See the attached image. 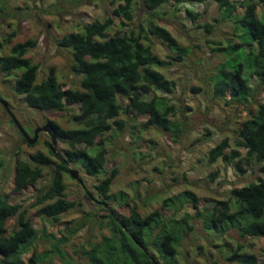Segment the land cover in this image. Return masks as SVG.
<instances>
[{
    "label": "rangeland",
    "instance_id": "rangeland-1",
    "mask_svg": "<svg viewBox=\"0 0 264 264\" xmlns=\"http://www.w3.org/2000/svg\"><path fill=\"white\" fill-rule=\"evenodd\" d=\"M119 4H123V1L0 0V40L13 31L16 33L12 42L0 49V56L8 55L16 42L37 39V46L26 55L32 63L39 66L36 82L46 78L53 68L57 81L64 89H80L81 76L71 70V51L59 48L56 42L66 33L82 32L84 25L103 23L107 17H112L114 21L105 31L112 36L120 30V23L125 22L123 18L112 15ZM132 8V27H138L140 23L146 26L149 20L154 21L165 27L181 46L189 49L182 61L169 60L171 64L168 66L155 68L165 78L175 82L173 92L163 94L152 90L148 94V97L152 94L164 96L170 105L176 107L175 118L184 123L182 135L175 142L169 134L154 126L144 128L146 116L132 112V104L128 99L119 100L123 105V113L118 119L123 121L124 128L120 131L113 126L103 136V173L88 176L79 166L68 164L69 169L79 172L82 184L68 172H63L66 200L74 205L60 215L59 222H53L37 213L41 205L36 200L38 191L51 178L52 165L32 164L28 157L37 152L50 156V137L40 133L38 141L34 145H28L0 103V160L4 162L0 169V197L6 196L11 204H20L21 209L27 211L31 224L40 232L23 255L24 261L34 253L38 257L45 256L38 264H67L69 261L89 264L82 256L81 248H88L89 243L99 242L101 236L108 233V220L102 219L101 215L106 216L112 210L117 216H126L129 208L135 206L141 215L159 210L169 218L173 216L174 210L162 206L166 198L188 190L196 195L197 206L204 209L214 201L228 199L232 188L255 182L259 176L258 166H254L245 175H240L221 160L213 164L207 162L208 151L223 138H227L233 145L240 123L248 117L246 110L256 111L264 103V84H260L256 76L250 79V86L256 85L254 94L243 104L232 103L226 106L223 101L212 97V78L219 65L231 59L222 49L238 42L232 21L229 18L221 19V11L213 1L178 6L165 3L159 9L148 12L143 8L141 0H132ZM186 10L197 17L192 19L186 14ZM257 14L264 17V9L257 7ZM215 19L218 21L215 22ZM203 25H208L209 31ZM149 38L152 51L159 59L166 61L168 56L175 55L160 40ZM240 41L244 45L237 57L243 63L246 58L244 53L250 49V42L247 38ZM248 70L250 69L246 67L244 75H247ZM20 72L16 70L10 76L0 72V97L7 102L29 136L32 137V130L44 125L47 120L55 121L63 129L78 127L74 121L78 106L72 103H67L66 109L61 112L29 108L24 102V96L14 90L15 78ZM197 87L201 88V92L194 93L192 89ZM67 148L66 142L57 138L54 148L57 154L64 156ZM239 151L242 155L245 154V150ZM17 152V158L32 165L33 169L40 168L43 173L35 186L25 187L21 191H15L13 184V157ZM90 152L94 153V148ZM51 158L57 160L55 157ZM111 170L116 171V176L110 194L116 196V200L103 208L96 203L100 198L95 186ZM214 174L216 176L212 180L211 176ZM88 193L93 199L88 197ZM120 193L127 195L129 208L121 206L123 202L119 200ZM183 211L175 215L174 222H170L175 223L178 231L176 259L179 264H236L227 262L226 257L237 245H241L243 251L255 255L260 263L264 262V237H241L236 229H230L218 239L208 235L201 221H192ZM82 220L86 221L85 226L68 242L62 243L60 251L56 252V239H64L67 235L65 225L73 227ZM15 221V217L9 218L7 234L13 230ZM190 225H193V229L189 228ZM52 233L55 238L46 236Z\"/></svg>",
    "mask_w": 264,
    "mask_h": 264
},
{
    "label": "trees",
    "instance_id": "trees-1",
    "mask_svg": "<svg viewBox=\"0 0 264 264\" xmlns=\"http://www.w3.org/2000/svg\"><path fill=\"white\" fill-rule=\"evenodd\" d=\"M122 1L123 4H119L112 15L123 18L125 22L120 23V30L112 36L105 32L114 23L112 17H107L103 23L84 25L82 32L66 33L56 42L59 48L71 51V70L81 76L80 89H64L57 81L53 68L46 78L36 82L39 66L32 63L26 55L37 46V39L16 42L8 55L0 56L2 74L10 76L16 70L21 71L15 78L14 90L24 96V102L29 108L61 112L66 109L67 103L78 106V113L74 115L77 128L63 129L53 120L46 121L55 127L57 138L66 142L68 148L64 151V156L49 152L51 157L57 159L55 161L42 152L28 155L32 164L52 165L51 178L38 191L36 200L41 205L37 213L53 222H59L60 215L74 205L66 200L64 193L66 185L63 172H68V164L79 166L88 176L103 173V136L113 126L120 131L124 128L123 121L118 119L123 113V105L119 100L128 99L132 104L129 106L132 112L146 116L144 128L154 126L169 134L175 142L180 139L184 130V123L175 118L176 107L170 105L164 96L152 94L148 97V94L152 90L163 94L173 92L175 82L165 78L155 68L168 66L171 64L169 60L182 61L189 49L181 46L165 27L154 21L149 20L146 26L140 23L138 27H132V0ZM208 1L217 4L222 20L229 18L232 21L233 32L238 40L222 49L231 59L217 68L212 78V97L223 101L226 106L232 103L240 105L254 94L256 85L250 86L251 77L256 76L259 83L264 84V17L257 14V7L264 9V0H141V3L144 9L153 12L165 3L178 6ZM186 14L192 19L197 17L189 10H186ZM202 27L207 31L210 29L208 25ZM15 36L13 31L0 40V49L11 43ZM149 37L163 42L175 55L168 56L166 61L159 59L152 51ZM246 38L250 42V49L244 53L246 58L241 63L237 54L244 45L240 40ZM246 67L250 70L244 75ZM192 91L199 93L201 88H193ZM4 102L7 104L5 100ZM246 114L248 117L240 123L233 145L227 138H223L208 151L207 162L213 164L221 160L240 175H245L254 166H258L259 176L255 182L232 188L228 199L214 201L204 209L197 206L196 195L188 190L166 198L162 206L174 210L173 216L169 218L159 210L141 215L135 206L129 208L127 195L120 193L118 197L123 202L121 206L129 208L128 214L117 216L111 210L108 215H101L102 219L108 220V233L103 234L99 242L89 243L88 248H81V254L88 263L179 264L176 259L178 231L175 223H171L174 222L175 215L183 210L182 213L192 221H201L209 236L219 239L230 229H236L241 237H264V103L256 111L246 110ZM91 148H94V153L90 152ZM240 149L245 150L244 155ZM17 154L18 152L13 157V184L15 191H21L25 187L35 186L43 173L40 168L33 169L32 165L17 158ZM3 164L0 160V169ZM115 176L116 171L111 170L95 186L100 198L96 203L103 208L116 200V196L110 194ZM215 176L212 175L211 179ZM11 217H15L16 221L13 230L7 234V224ZM85 224V220L77 222L73 227L66 224L67 235L64 239H56V252L60 251L62 243L68 242ZM189 228L193 229V225ZM39 233L20 204H11L6 196L0 197V264L41 262L45 256L38 257L34 253L27 261L23 259ZM46 236L55 238L53 233ZM226 260L236 264H264L255 255L243 251L241 245H237ZM67 264L79 263L69 261Z\"/></svg>",
    "mask_w": 264,
    "mask_h": 264
},
{
    "label": "water",
    "instance_id": "water-1",
    "mask_svg": "<svg viewBox=\"0 0 264 264\" xmlns=\"http://www.w3.org/2000/svg\"><path fill=\"white\" fill-rule=\"evenodd\" d=\"M0 103L4 107L5 111L7 112L10 119L12 120L13 124L16 126L18 132L21 134L24 141L28 145H34L38 141L39 134L45 133L50 137V142H51L49 145L50 152L53 153L54 155H58L54 149L56 144H57V133H56L55 127L52 124L45 123L42 126L36 127L33 131V136L31 137L28 135V133L22 127V125L20 124L18 119L15 117V115L11 112L8 105L1 98H0ZM68 173L73 179L77 180L79 183L82 184V180H81V178L79 176V172L77 170H73V169L68 168ZM88 197L93 199L92 195L89 193H88ZM144 251H146V249H144Z\"/></svg>",
    "mask_w": 264,
    "mask_h": 264
},
{
    "label": "flooded vegetation",
    "instance_id": "flooded-vegetation-1",
    "mask_svg": "<svg viewBox=\"0 0 264 264\" xmlns=\"http://www.w3.org/2000/svg\"><path fill=\"white\" fill-rule=\"evenodd\" d=\"M1 98V97H0ZM33 131H34V129L32 130V135H33Z\"/></svg>",
    "mask_w": 264,
    "mask_h": 264
}]
</instances>
